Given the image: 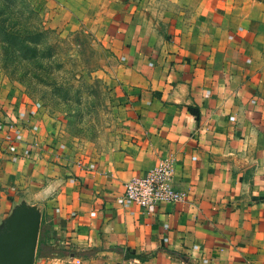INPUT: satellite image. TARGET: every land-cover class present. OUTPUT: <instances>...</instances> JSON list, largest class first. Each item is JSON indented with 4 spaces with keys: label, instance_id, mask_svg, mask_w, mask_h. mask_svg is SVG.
<instances>
[{
    "label": "crops",
    "instance_id": "crops-1",
    "mask_svg": "<svg viewBox=\"0 0 264 264\" xmlns=\"http://www.w3.org/2000/svg\"><path fill=\"white\" fill-rule=\"evenodd\" d=\"M32 2L123 58L115 84L131 127L95 158L0 90V218L21 199L41 208L35 264H264V0ZM167 158L186 200L123 199Z\"/></svg>",
    "mask_w": 264,
    "mask_h": 264
},
{
    "label": "rangeland",
    "instance_id": "rangeland-1",
    "mask_svg": "<svg viewBox=\"0 0 264 264\" xmlns=\"http://www.w3.org/2000/svg\"><path fill=\"white\" fill-rule=\"evenodd\" d=\"M29 2L53 31L57 54L44 61L42 70L20 58L6 69L0 60V90L21 92L59 120L72 143L88 156L98 158L122 148L131 127L114 66L123 58L112 56L89 29L63 31L59 22L52 27L42 10Z\"/></svg>",
    "mask_w": 264,
    "mask_h": 264
},
{
    "label": "trees",
    "instance_id": "trees-1",
    "mask_svg": "<svg viewBox=\"0 0 264 264\" xmlns=\"http://www.w3.org/2000/svg\"><path fill=\"white\" fill-rule=\"evenodd\" d=\"M52 34L29 0H0V60L6 69L9 62L20 58L34 62L36 68L42 70L44 61L57 54ZM43 242L39 236L38 255H43ZM55 252L68 254L65 250Z\"/></svg>",
    "mask_w": 264,
    "mask_h": 264
},
{
    "label": "water",
    "instance_id": "water-1",
    "mask_svg": "<svg viewBox=\"0 0 264 264\" xmlns=\"http://www.w3.org/2000/svg\"><path fill=\"white\" fill-rule=\"evenodd\" d=\"M42 210L21 199L0 218V264H35Z\"/></svg>",
    "mask_w": 264,
    "mask_h": 264
},
{
    "label": "built area",
    "instance_id": "built-area-1",
    "mask_svg": "<svg viewBox=\"0 0 264 264\" xmlns=\"http://www.w3.org/2000/svg\"><path fill=\"white\" fill-rule=\"evenodd\" d=\"M173 171L171 160L163 159L145 173L131 178L125 184L123 199L145 208L183 202L187 192L173 185Z\"/></svg>",
    "mask_w": 264,
    "mask_h": 264
}]
</instances>
